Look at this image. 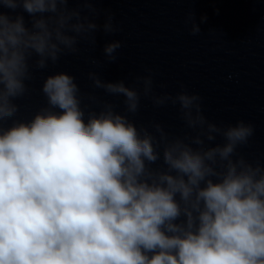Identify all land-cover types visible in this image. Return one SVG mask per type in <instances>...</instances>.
Listing matches in <instances>:
<instances>
[{
  "label": "clouds",
  "instance_id": "obj_1",
  "mask_svg": "<svg viewBox=\"0 0 264 264\" xmlns=\"http://www.w3.org/2000/svg\"><path fill=\"white\" fill-rule=\"evenodd\" d=\"M99 2L0 0V264H264V164L238 151L253 124L212 122L199 94L157 95L151 75L129 86L95 71L92 88L122 96V111L60 72L17 118L37 70L119 30ZM185 24L200 34L194 13ZM120 48L104 46L107 63ZM142 96L179 105L182 134L138 125Z\"/></svg>",
  "mask_w": 264,
  "mask_h": 264
}]
</instances>
